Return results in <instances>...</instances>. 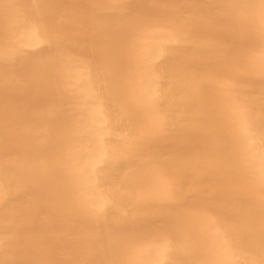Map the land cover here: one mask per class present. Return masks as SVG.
<instances>
[{
    "label": "bare ground",
    "instance_id": "6f19581e",
    "mask_svg": "<svg viewBox=\"0 0 264 264\" xmlns=\"http://www.w3.org/2000/svg\"><path fill=\"white\" fill-rule=\"evenodd\" d=\"M0 264H264V0H0Z\"/></svg>",
    "mask_w": 264,
    "mask_h": 264
},
{
    "label": "snow or ice",
    "instance_id": "6c2138e0",
    "mask_svg": "<svg viewBox=\"0 0 264 264\" xmlns=\"http://www.w3.org/2000/svg\"><path fill=\"white\" fill-rule=\"evenodd\" d=\"M40 47H42V45H32V46H30V48L32 50L40 48ZM20 51L31 54L29 46H25V48H22ZM44 62H46V61H41V63H44ZM244 111L246 112V110H244ZM157 242H158V244L160 246L170 247V245H171V242L168 241L167 237H165L163 235L157 238Z\"/></svg>",
    "mask_w": 264,
    "mask_h": 264
}]
</instances>
